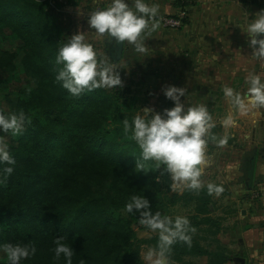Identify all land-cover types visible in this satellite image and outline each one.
I'll return each mask as SVG.
<instances>
[{
	"label": "trees",
	"instance_id": "16d2710c",
	"mask_svg": "<svg viewBox=\"0 0 264 264\" xmlns=\"http://www.w3.org/2000/svg\"><path fill=\"white\" fill-rule=\"evenodd\" d=\"M243 1L264 7L263 0ZM0 23L26 33L33 50L24 53L22 62L36 88L34 92H16L18 100L12 112L25 114L27 141L9 151L15 161H29L30 165L25 173L16 175L13 171L6 180L0 243H10L22 231L25 237H34L36 242L27 245L36 247L41 260L30 264H48L40 250L55 247L57 237H65L73 247L72 264H144L140 248L154 247L158 234L137 238L131 221L140 223L139 213L134 210L128 217L122 213L132 195L145 196L153 214L159 211L164 215L166 209L176 205L192 206L191 225H206L203 230L197 229L212 238L217 236L220 228L208 215L211 196L206 186L199 193L173 192L168 187L170 177L159 174L155 162L141 160L137 144L123 130L118 89L101 88L73 97L56 82L57 71L53 72L49 64L58 51L49 36L57 34L58 28L39 3L0 0ZM107 120L115 126L103 124ZM76 131L82 133L79 139L74 136ZM140 164L145 171H140ZM5 166L0 165V175ZM158 174L166 182V189L156 182ZM140 229L148 230L145 226ZM195 238L191 248L183 243L173 246L171 264H190L184 260L189 255L209 257V264L229 260L199 244V240L208 238ZM61 258V264H65Z\"/></svg>",
	"mask_w": 264,
	"mask_h": 264
},
{
	"label": "rangeland",
	"instance_id": "374dc122",
	"mask_svg": "<svg viewBox=\"0 0 264 264\" xmlns=\"http://www.w3.org/2000/svg\"><path fill=\"white\" fill-rule=\"evenodd\" d=\"M39 3L46 14L52 18L54 24L58 28V33L49 37L55 41V46L58 51L59 47L66 43L69 37L78 32H83L86 36V40H91V28L87 31V21L89 14L93 11L106 8L103 0L98 1L100 7L91 8L90 0H86L83 3V7L77 8V6L83 0H33ZM156 4L160 6V12L158 20L160 28L153 33L151 38L146 39L145 44L148 47L144 54H139L134 51L132 45H129V51L125 54L124 62H118L117 65L123 66V68L117 69L120 77L123 78L122 84L117 86L121 93L120 99L117 101L119 106L120 115L131 121L137 115H143L144 109H151L149 115H155L156 113H162L164 109L174 106L173 102L166 99L164 94L155 93V82L161 79L166 73V66L169 64L170 59L175 54L183 53L182 49H179L178 44L181 43V39L184 36H191L193 40L195 37L194 32H189L187 29L189 24H196L199 19L206 24V29H212L214 27V35L212 32H208L206 35L207 44L205 48L206 62L198 63L197 60L189 63L191 67L190 74H194L199 69L204 72V78L201 82V91H195L191 89V92L185 94V97H181V101L185 100V106H190L196 103H205L209 109V112L213 116V120L216 123V127L211 131L217 135H224L225 132L230 136L229 142L224 147H217L214 143H209L207 147L208 164L204 171L202 180L205 184L214 183L222 185L224 192L219 197L211 195L210 199V211L211 216L220 228L223 224V218L231 215L232 203L229 197V185L234 181H241L242 188L250 179L247 177V158L241 154L246 152V148L251 146L250 141L253 139L254 145L264 142V112H257L251 109L248 113L240 115L223 97L224 86H231L236 92H239L242 97L247 96L245 92L247 85L245 78L249 75L261 74L262 69H259L261 60H257L252 56L253 49L249 47L248 41L250 37L246 33L242 32L241 28H246L247 24L254 17V14L260 12L264 7L251 6L245 3L243 0H157ZM149 4L155 3V0H147ZM86 4V5H85ZM197 8L199 10L198 16L195 18L189 14V10ZM201 9V10H200ZM203 9V10H202ZM183 16V22L179 28H171L164 26V19L170 20ZM193 18V20H192ZM9 26V25H8ZM221 29V30H219ZM94 31V30H93ZM13 32V33H11ZM218 34V36H215ZM193 35V36H192ZM26 33L15 29H9L0 23V112L4 114L12 113L18 100L17 91L32 90L34 92L35 81L30 77L27 68L22 62L24 59V53L32 52L33 48L29 40L26 39ZM232 37L230 41L229 37ZM237 39V45H234V40ZM260 38V37H258ZM174 44L173 46H171ZM197 44L195 47L190 46V55L197 53ZM258 47V45H257ZM225 50V52L223 51ZM237 54V62H227L225 60H219L218 55L229 56L230 51L232 54L234 51ZM196 51V52H195ZM57 55V54H56ZM55 55V57H56ZM171 55V57H169ZM216 56V57H215ZM99 58H102L100 54ZM113 63V57L106 59ZM129 61V63H127ZM136 63L135 66L130 63ZM253 62V63H252ZM151 64V65H150ZM157 66V67H155ZM53 72L58 71L60 65H57L54 60L49 64ZM264 72V71H263ZM264 75V74H263ZM43 76V75H42ZM196 76V75H195ZM223 76V79H220ZM44 78V77H43ZM45 79V78H44ZM219 85L218 92H214L213 85ZM211 87V89H209ZM208 88V89H207ZM244 88V89H243ZM103 89V88H102ZM114 89V88H113ZM104 90V89H103ZM111 91L112 89H106ZM210 91V93H208ZM246 98V97H245ZM232 112L237 120V126L230 129H223L219 121L228 113ZM109 128L115 125L111 120L104 121ZM76 138L82 137V133L76 131L74 133ZM0 141L6 143L10 148L17 147L21 142L27 141L26 131L23 129L22 133L13 136L11 133L0 132ZM253 145V146H254ZM250 148V147H249ZM242 157V159L240 158ZM30 165L29 161H16L14 168L15 174H23L26 172ZM162 169L159 170V174ZM157 175V180L161 184L162 189H166V182ZM252 178V177H251ZM252 180V179H251ZM171 180L169 179V184ZM4 184H0V213L5 210L6 197L4 196ZM179 192H185L190 190H178ZM182 204V203H179ZM125 216H129V213L122 211ZM170 217L186 216L188 219L193 215V207H182L176 205L169 207L163 213ZM143 226L141 223L131 221V229L139 239H146L157 233H153L150 230L140 229ZM206 225H199L196 228L193 237H204L206 240H199V244L204 248H212L214 252H220L222 249L219 245L220 241L216 239L217 236H209L202 230L207 228ZM6 225L4 224L2 229ZM200 228L202 230H198ZM221 230V229H220ZM219 230V231H220ZM14 239L10 241L13 244H28L29 241L36 242L34 237H25L24 231L21 234L13 236ZM195 238V239H197ZM0 243V245L6 244ZM42 241L39 245H42ZM33 245V244H32ZM41 248L40 252L44 255L43 261L48 264L56 263L61 264L62 258L59 260L54 259L53 245L50 247ZM148 247L142 246L140 248V256L142 252H146ZM215 250V251H214ZM39 251V248H38ZM221 253V252H220ZM45 254L47 256H45ZM223 256H225L222 253ZM207 258L206 264H209V257L206 256H194L189 255L184 258L185 262L190 264H200V259ZM142 258V256H141ZM228 258V257H227ZM33 260V261H31ZM41 258L38 253L30 259H24L20 264H30L31 262L39 261ZM143 260V258H142ZM218 262L220 258L216 259ZM229 260L224 261L222 264H228ZM78 264V261H76ZM145 264V261L143 260ZM0 264H8L6 254L0 249ZM179 264V263H177Z\"/></svg>",
	"mask_w": 264,
	"mask_h": 264
},
{
	"label": "clouds",
	"instance_id": "9594fccd",
	"mask_svg": "<svg viewBox=\"0 0 264 264\" xmlns=\"http://www.w3.org/2000/svg\"><path fill=\"white\" fill-rule=\"evenodd\" d=\"M159 12V4H149L147 0H111L108 7L90 13L87 23L98 36L120 44L127 42L135 52L144 54L148 48L146 39L151 38L160 28ZM241 29L250 37L248 43L253 49L252 56L264 60V9L254 14L247 27ZM55 63L61 66L55 76L56 82L73 97H79L85 91L115 89L122 84L117 69L123 66L99 58L83 32L71 35L59 47ZM245 83L246 98L232 87L224 86L222 90L225 100L240 115L251 109L264 108V80L261 76L249 75ZM163 92L165 98L173 102V107L151 116V109H144L143 115H137L131 121L125 118L123 130L126 135L130 133V138L137 144L141 160L155 162L156 171L162 169L161 175L166 173L170 177L171 191L187 189L199 193L205 188L202 177L208 164L209 143L224 147L230 136L227 132L217 135L211 131L216 123L205 103L185 106V100L181 101V97H185V88L169 85ZM25 122L26 117L22 111L8 114L0 112V132L17 136L22 133ZM219 123L225 130L237 126L232 112H228ZM15 163L9 146L0 141V165H7L2 169L0 184H4L11 176ZM139 168L145 171L143 164ZM206 190L208 195L219 197L224 187L207 183ZM134 210L139 213L140 223L158 234L156 245L141 253L145 264H171L170 256L177 243L191 248L193 234L197 230L186 216L173 218L159 211L153 214L149 200L139 195H132L124 206V211L129 214H133ZM54 244V259L59 260L63 256L65 264H72L75 251L65 242V237H57ZM0 249L6 254L8 264H20L37 252L34 245L27 244L6 243L0 245Z\"/></svg>",
	"mask_w": 264,
	"mask_h": 264
},
{
	"label": "crops",
	"instance_id": "0c3cea01",
	"mask_svg": "<svg viewBox=\"0 0 264 264\" xmlns=\"http://www.w3.org/2000/svg\"><path fill=\"white\" fill-rule=\"evenodd\" d=\"M84 1L86 0L80 1L81 3L77 6V8L83 7ZM98 1L99 0H90V3H92L90 4L92 9L100 7L97 6L99 4ZM103 2L104 6H108L107 3H111V0H103ZM157 2L158 1L155 0V3ZM198 13L199 10H197V8H192L189 10L188 16L191 14V16L195 18V15L198 16ZM86 25L87 31H90L88 23H86ZM206 26L207 25L199 19L196 24L188 25L190 28L187 30L189 32H194V36H192L195 38L192 40L190 38L191 36H184V38L181 39V43L178 44V46L179 49H182L183 53L175 55L171 53L172 57L171 55L169 56L171 59L165 68L166 73L161 79L155 82V88L157 89L155 90V93L164 94L163 89L169 85L185 88V94L190 93L191 89L198 92L201 91L202 87L200 85L204 78V72H201L198 69L197 72H195L196 76L194 74H190L191 67L189 63L193 60L195 61V59L198 63L201 62L204 64L206 62V35L210 31L212 32V35H214V27L207 30ZM91 31V34L89 32L91 40L88 39V43H91L94 46L98 53V57L100 54L103 59H110V57H113V63L115 64L126 61L124 59L125 54L130 50V46L127 42H124L121 57L116 61L114 40L98 36L93 29ZM215 36H218V34ZM229 39L231 41L232 37L230 36ZM233 42L236 46L237 39L235 38ZM195 44H197V53L193 56L188 52L190 51V46L195 47ZM173 45L174 44L171 46ZM233 51V54L230 51L229 56L221 54L218 55L217 58L219 60H225L229 63H235L238 59L236 51ZM223 52H225V50ZM111 61L112 60H110V62ZM259 62V69H262L260 76L262 80H264V60ZM127 63H129V61ZM130 64L135 66L136 63L132 62ZM257 74L259 75L258 72ZM222 77L223 76H221L220 79H223ZM121 79L123 80L122 77ZM219 87L220 86L217 84L213 85L215 93L218 92L217 89H219ZM209 89H211V87H209ZM245 92L247 93V89ZM208 93H210V91ZM254 110L257 112H264V108ZM249 143L251 145L249 146L250 148L247 147L245 149L246 152L241 155L243 157L250 158V165L246 174L250 180L246 183L244 188H242V185L240 184L241 181L238 180L229 185L228 191L230 201L232 203V211L230 216L223 218V224L220 225L221 230L216 237V239L220 241L219 245H221L220 248L222 249L220 252L229 259L228 264H264V142L259 145L258 143L254 145L253 139H251ZM240 158L242 159L241 156ZM211 251L212 248L209 249V252ZM202 258L204 259H200V264H206L207 258Z\"/></svg>",
	"mask_w": 264,
	"mask_h": 264
},
{
	"label": "built area",
	"instance_id": "2783aa9c",
	"mask_svg": "<svg viewBox=\"0 0 264 264\" xmlns=\"http://www.w3.org/2000/svg\"><path fill=\"white\" fill-rule=\"evenodd\" d=\"M101 9H104V8H101ZM183 19H184L183 16H179L178 18H173L170 20L164 19V26L166 27L169 26L171 28H179L181 23L184 21Z\"/></svg>",
	"mask_w": 264,
	"mask_h": 264
},
{
	"label": "water",
	"instance_id": "95a60500",
	"mask_svg": "<svg viewBox=\"0 0 264 264\" xmlns=\"http://www.w3.org/2000/svg\"><path fill=\"white\" fill-rule=\"evenodd\" d=\"M123 44L117 43L114 40V45H115V60L116 61L119 60L120 57H121V52H122V49H123Z\"/></svg>",
	"mask_w": 264,
	"mask_h": 264
}]
</instances>
